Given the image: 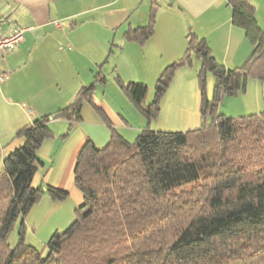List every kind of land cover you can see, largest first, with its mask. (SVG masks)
I'll use <instances>...</instances> for the list:
<instances>
[{"label": "trees", "instance_id": "obj_1", "mask_svg": "<svg viewBox=\"0 0 264 264\" xmlns=\"http://www.w3.org/2000/svg\"><path fill=\"white\" fill-rule=\"evenodd\" d=\"M228 3L233 25L253 46L241 68L227 69L206 41L190 34L185 55L164 70L148 107L143 106L145 85H124L152 121L160 115L175 72L193 56L200 58V128L147 129L134 142L112 131L104 148L88 140L75 171L83 205L44 252L26 243L24 219L45 195L57 201L69 195L32 186L41 164L38 151L53 137V119L77 122L86 103L101 111L94 101L95 85L83 87L56 115L35 119L19 131L17 138L24 143L7 157L0 173V264H264V111L243 117L219 113L226 98L247 91L249 80L264 83V32L248 0ZM157 6L149 26L130 38L147 40L153 34ZM208 73L214 77L211 99L206 93ZM18 224V241L12 247L10 236Z\"/></svg>", "mask_w": 264, "mask_h": 264}, {"label": "crops", "instance_id": "obj_2", "mask_svg": "<svg viewBox=\"0 0 264 264\" xmlns=\"http://www.w3.org/2000/svg\"><path fill=\"white\" fill-rule=\"evenodd\" d=\"M248 1L264 32V0ZM156 3L153 34L147 40L130 38L149 26ZM232 15L228 0H0L4 33L9 34L15 25L36 28L0 60V73L10 75L0 85V173L7 157L24 143L17 138L19 131L35 119L56 115L74 102L83 87L95 85L94 101L101 110L86 103L81 120L50 122L53 137L38 151L41 164L32 186L53 187L69 196L57 201L45 195L32 208L24 219L28 245L40 249L74 222L76 210L84 202L75 171L88 140L104 148L112 131L133 142L147 129L189 132L200 128V58L193 56L190 64L175 72L160 115L152 121L142 115L124 85L143 84L153 95L152 87L164 70L185 55L190 34L206 41L212 55L227 69L241 68L253 46L245 32L233 25ZM212 85L214 77L208 73L209 99ZM262 86L258 80H249L246 92L225 99L223 114L243 117L263 112ZM152 99L144 100L143 106L148 107Z\"/></svg>", "mask_w": 264, "mask_h": 264}, {"label": "built area", "instance_id": "obj_3", "mask_svg": "<svg viewBox=\"0 0 264 264\" xmlns=\"http://www.w3.org/2000/svg\"><path fill=\"white\" fill-rule=\"evenodd\" d=\"M5 22H0V60L9 53H12L25 40L27 33H34L35 27L15 25L9 34L4 33L3 26ZM59 27V25L57 24ZM10 75L8 73H0V85L8 82ZM32 114L33 112L29 110Z\"/></svg>", "mask_w": 264, "mask_h": 264}, {"label": "rangeland", "instance_id": "obj_4", "mask_svg": "<svg viewBox=\"0 0 264 264\" xmlns=\"http://www.w3.org/2000/svg\"><path fill=\"white\" fill-rule=\"evenodd\" d=\"M197 63V62H196ZM200 64H201V62H199ZM262 83V82H261ZM262 87H261V92H260V99H261V103L262 104H264V83H262ZM213 86L214 85H212L211 86V92L213 93ZM152 90H154V92H153V95H149V91H148V93H147V95H146V99H145V103H147L148 102V100H149V97H151V98H153V97H155L154 95H155V86L154 87H152ZM150 91H151V89H150ZM151 93V92H150ZM212 97H213V95H212ZM211 97V98H212ZM153 100V99H152ZM223 107L221 106L220 107V109H219V113L220 114H222L223 113ZM134 142V141H133ZM16 228L14 229V231L11 233V236H10V243H11V245H12V247H14L17 243H16V241H17V239L15 238V237H17V232H16ZM67 230V229H66ZM62 232H64V230L63 231H61V232H59V233H62ZM45 249H46V246H43L42 248H40V249H37L39 252H44L45 251Z\"/></svg>", "mask_w": 264, "mask_h": 264}]
</instances>
